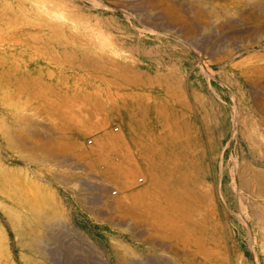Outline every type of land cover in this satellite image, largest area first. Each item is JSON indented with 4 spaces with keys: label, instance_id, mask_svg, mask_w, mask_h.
Here are the masks:
<instances>
[{
    "label": "rangeland",
    "instance_id": "1",
    "mask_svg": "<svg viewBox=\"0 0 264 264\" xmlns=\"http://www.w3.org/2000/svg\"><path fill=\"white\" fill-rule=\"evenodd\" d=\"M1 167L105 254L115 235L137 256L264 264V0H0ZM101 169L144 206L171 191L173 221L110 206L125 195Z\"/></svg>",
    "mask_w": 264,
    "mask_h": 264
},
{
    "label": "bare ground",
    "instance_id": "2",
    "mask_svg": "<svg viewBox=\"0 0 264 264\" xmlns=\"http://www.w3.org/2000/svg\"><path fill=\"white\" fill-rule=\"evenodd\" d=\"M60 16H61V14H60ZM54 30H56V29L54 28ZM91 32H92V29H91ZM92 33H94V32H92ZM58 34H59V31H58ZM107 42H108V40H107ZM105 43H106V41H105ZM106 45H108V44H106ZM99 47H101V46H99ZM56 96H57V94H56ZM42 99H44V97ZM64 102H65V99H64ZM49 109H51V108L49 107ZM47 111H48V108H47ZM41 112H43V111H41ZM100 123H98V124H100ZM3 125H2V127L4 128L5 126H3ZM81 128H83V127H81ZM88 128H89V126H88ZM46 129H47V127H46ZM93 129H95V127H93ZM254 129H256V128H254ZM99 130H100V128H99ZM80 131L82 132V130H80ZM88 131L89 130H87V133H89ZM14 134L16 135V133H14ZM16 136H18V135H16ZM98 138H100V137H98ZM4 139H5V137H4ZM149 140H150V138H149ZM102 143L106 144L107 140L103 141ZM11 144H13V142ZM21 144H24V143H21ZM41 145L43 147V144H41ZM73 145H74V143H73ZM116 145H118V144H116ZM52 147H54V146L52 145ZM52 149H49V147H48L47 151H50ZM109 149H107V151H109ZM101 151L102 152L105 151L104 145L102 146V148H101V146H98V147H94L90 150H86V151L83 150V152H81L80 156L84 158V156H82V155H85V156H88L89 159H93L95 157V155H101ZM67 158H69V157H67ZM41 159L42 158H40L39 161H42ZM125 164H126V162H125ZM130 168H132V167H130ZM21 170H22V168H21ZM0 171H2V173L4 172L9 177H12V176L16 177L19 173L21 174L20 170H5V168H3V167L0 168ZM108 171H109V169L108 170L101 169L100 174H99V176H97V178H106L109 181L111 177H110ZM111 171H109V172H111ZM137 171H139V170H137ZM26 173H28V172H26V170H25V174ZM135 174H137V173H135ZM116 175L118 176V174H116ZM132 175H134V174H132ZM138 175H139V173H138ZM138 175H137V177H139ZM30 176H33V174L32 175L30 174ZM149 176H151V175L149 174ZM2 177H4V176H2ZM15 177L14 178L12 177L13 178L12 182H14L16 180L18 182V179H16ZM25 177H27V176H25ZM83 177L79 178V180H82V182H83V180H85L87 182L86 178H83ZM6 178H4V179H6ZM118 178L119 179L116 181H109V182H112L113 185H116L118 188V191L121 194L125 195V200L122 201L124 204L121 206V204L118 202H111L110 201V206L117 207V208L121 207V208H125V209H132L134 212L137 209H139L140 211L142 209H145V211H148L145 214H148L150 216V217H148V220L145 222H149V220H150V221H154L157 224H162V223H167V222L172 220V217H171L172 213H171V215L169 214L170 211H169V207H168V206H171V203H170L171 201L170 202L168 201V199L170 197L167 195L169 190H166L167 193L165 192V195L168 198L163 197V196L160 197L161 195L159 196V194H158V196H156L152 201H149L144 206L143 201H141L139 199L140 197H144V194H140L141 192H137L138 190L136 191V186H135L136 184L133 183V181L132 182L128 181V179H129L128 174L123 173ZM152 178L154 179V177H152ZM9 179H8V182L10 181ZM66 180L73 182V183H74V181H76V179H74V178H66ZM8 182H5V180H4V182L0 181V212H1L0 213V264H90L88 262L91 261V263H92V261H93L91 256L93 258L97 259L98 261H100L102 264H110V262H113V263L115 262L117 264H132L133 262H135V264H179L176 261L170 260L168 257L161 256V255L160 256H155V255L137 256L138 254H136L126 243L123 242V240H120L119 237L115 236V235H112V238H110V241L107 242V248L108 249L106 251L107 254H105V253L99 251L97 249V247L95 248L93 245L88 243L86 241V239L84 237H82L80 235V233L73 226H71L65 218H63V216H62L63 211L62 210L64 208L60 209L57 205H55L54 199L52 200V197L50 195L51 192H50L49 188L42 186V185H40L38 187L36 185V188L34 189L35 194H32L31 190H29V191H31V193H27V192L23 191L21 188V184L19 185L16 182L12 183V184H8ZM32 182H33V180L31 181V184H33ZM35 182H36V180H35ZM142 182H143V180H142ZM258 182H259V180H258ZM245 183H246V187L248 189L249 188L248 182L245 181ZM84 185H86V184H84ZM97 186H98L97 188L101 187L100 185H97ZM262 186H264V185H262ZM246 187H245V189H246ZM95 188H96V186H95ZM102 188H104V187H102ZM107 188L109 189V187H107ZM93 189H94V187H93ZM160 189H162V187ZM103 191H105V190H103ZM103 191L101 190V192H103ZM169 192H171V191H169ZM98 196L102 199L101 195H98ZM98 196H96V198ZM50 197H51V199H50ZM99 197L97 200H99ZM103 199H104V197H103ZM119 199H121V198H119ZM100 200L98 203H100ZM176 202H178V201H176ZM91 203H92V201H91ZM59 206H61V205H59ZM61 208H62V206H61ZM132 210L131 211L126 210V211H127V213L129 212V214H130L131 212L133 213ZM101 213H102V210H101ZM129 214H127V215L129 216ZM127 215H124V216H127ZM242 217L243 216H241V218ZM142 218L144 220L143 216H142ZM245 220H246V215L243 217V221H245ZM120 223L121 222H119L117 227L123 229L124 224H122L123 222L121 224ZM127 223H128V221H127ZM179 223H181V222H179ZM141 225L145 226L144 223H142ZM167 225H169V224L167 223ZM153 227H156V226L154 225ZM246 228H247V226H246ZM134 229H136V228H134V224H128L126 229L125 230L123 229L122 232L133 231ZM159 233H161V232H159ZM122 239H123V237H122ZM150 241H153L155 243V245H159L160 243H163V242L157 241L156 239H151ZM204 252H206V251H204ZM85 253H87V254H85ZM208 255L210 257H212L211 256L212 254L210 255V253ZM209 256H207V257H209ZM89 258H91L92 260L90 259L88 261Z\"/></svg>",
    "mask_w": 264,
    "mask_h": 264
}]
</instances>
